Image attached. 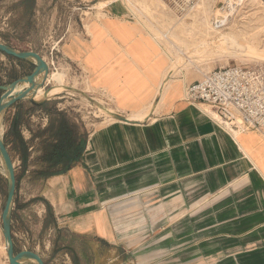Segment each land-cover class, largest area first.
I'll return each instance as SVG.
<instances>
[{
	"label": "crops",
	"instance_id": "crops-1",
	"mask_svg": "<svg viewBox=\"0 0 264 264\" xmlns=\"http://www.w3.org/2000/svg\"><path fill=\"white\" fill-rule=\"evenodd\" d=\"M91 14L82 38L57 43L82 64L86 90L129 121L91 130L55 110L84 149L65 172L26 169L35 183L23 210L51 237L52 264H264V133L219 126L184 99V79L162 93L172 56L160 22L169 11L156 21L113 1ZM33 106L21 136L29 159L45 165L50 114Z\"/></svg>",
	"mask_w": 264,
	"mask_h": 264
},
{
	"label": "rangeland",
	"instance_id": "rangeland-1",
	"mask_svg": "<svg viewBox=\"0 0 264 264\" xmlns=\"http://www.w3.org/2000/svg\"><path fill=\"white\" fill-rule=\"evenodd\" d=\"M113 1H123L134 12L137 13L140 9L156 21L160 17H155L154 13H159L160 9L171 13L169 22L159 21L163 23L164 35H158L165 40L166 51L172 56L171 66L181 52L192 54L186 63H178L179 67L172 74V79H184L186 87L193 81L203 79L208 72L219 67L264 64V61L213 50L199 53L201 48L205 47L203 43L205 40L211 42L212 38H218L227 32L235 34L244 42L254 43L264 49V0H197L190 5H184L177 0L180 5L182 4V8L176 5L175 0H0V42L21 52L35 51L44 58L49 66L48 81L42 82L44 88L52 89L57 75L62 74L67 85L81 91L77 93L65 90L59 95L37 100L46 103L50 114L48 119L51 123L57 118L55 115L57 107L66 110L76 122L82 124L84 119L89 121L91 130L98 128L104 119L115 117L99 111L100 105L114 108L105 97L92 89L86 90L88 78L82 64L68 60L58 44L59 39L66 42L74 38H82L83 23L87 24L92 17L91 12L98 11ZM22 60L23 62L20 63L0 51V85H9L34 70L33 59ZM22 87L24 85L20 86ZM2 93L3 90L0 89V97ZM30 97L24 99L21 105L23 109L29 107ZM13 117V110H7L0 116L3 136ZM10 139H13V136ZM80 144L84 145L82 141ZM7 147L17 175V189L12 209L15 252L23 250L40 252L42 258L48 264H52V246H49L51 237L48 236V232L37 228L33 219L29 220L23 211L29 209L26 201L32 192L30 187L35 183L32 172L25 170L46 166L29 157L24 165L23 146L19 141L9 143ZM5 170L8 172L0 153V264H10L8 253L4 249L2 218L9 187V173L6 174ZM47 220L51 222V217L48 216ZM21 264H37V262L25 258Z\"/></svg>",
	"mask_w": 264,
	"mask_h": 264
},
{
	"label": "built area",
	"instance_id": "built-area-1",
	"mask_svg": "<svg viewBox=\"0 0 264 264\" xmlns=\"http://www.w3.org/2000/svg\"><path fill=\"white\" fill-rule=\"evenodd\" d=\"M179 1L190 5L197 0ZM183 97L191 104L203 105L210 118L230 133H264V64L213 69L190 83Z\"/></svg>",
	"mask_w": 264,
	"mask_h": 264
},
{
	"label": "water",
	"instance_id": "water-1",
	"mask_svg": "<svg viewBox=\"0 0 264 264\" xmlns=\"http://www.w3.org/2000/svg\"><path fill=\"white\" fill-rule=\"evenodd\" d=\"M0 51L5 53L6 55L16 57L19 59H27L31 57H36L39 63H34V70L27 75L26 77L17 79L13 81L9 85H0V89L3 90V93L0 97V116L12 107L15 103L22 101L29 97V93L35 88V77L39 75L42 70H45L46 75L49 74V66L44 58L37 52L29 50V51H18L5 43L0 42ZM47 76L44 77V81H46ZM23 81L29 82L31 85L27 87L25 90L13 93L16 89L17 85ZM43 85V84H42ZM30 101L33 105H42L44 101H37L30 97ZM113 116L124 120L129 121L127 117L122 116L119 113H114ZM0 153L3 156L6 167L9 172L8 176V194L2 214L3 218V233L5 237V242L8 245V258L10 264H21L20 259L24 256H29L37 261L38 264H45L44 259L37 252L30 250H23L18 253L15 252V245L13 239V231H12V209L14 204L15 193L17 189V175L15 170V165L10 154V151L5 143L3 134L0 135Z\"/></svg>",
	"mask_w": 264,
	"mask_h": 264
},
{
	"label": "bare ground",
	"instance_id": "bare-ground-1",
	"mask_svg": "<svg viewBox=\"0 0 264 264\" xmlns=\"http://www.w3.org/2000/svg\"><path fill=\"white\" fill-rule=\"evenodd\" d=\"M175 2H176V5H179V2L177 0H175ZM212 39L213 40L211 42L209 40H207V41L205 40V42H203L205 47L201 48V50H200L201 52H199V51L198 52L199 53H206L209 50H213L216 52L227 53V54H231V55L238 56V57H247L250 59L264 61V49L257 47L254 43L244 42V41L240 40L239 37L233 33L227 32L226 34H221L220 36H218V38H212ZM200 47H201V45H200ZM188 53H185V52L182 53L181 52V54H179L176 57L175 62L172 64L171 69L169 70V72L167 74V77L165 76V80L163 81V83H161L162 84V86H161L162 93L167 91L168 86L171 84L172 74L179 67L177 64L178 63H186L189 60L188 58L191 57L192 54H188ZM31 59H33V61L35 63H39V61L37 60L36 57H31ZM46 76H47V79H46V81H47L49 74L46 75L45 70H42L39 73V75H37L35 77V88L29 93V96H31L33 99L38 100V99H41L44 97L45 98L51 97V96L60 94L65 90H68L71 92L81 93V91H78V89L76 87L67 85L64 82V78H63L62 74L57 75L56 83L52 89L45 90V88L43 89L42 82L44 81V77H46ZM23 85H24V87L20 88V86H23ZM30 85L31 84L29 82L23 81L17 85V87L13 91V93L25 90ZM85 96L88 98L87 94ZM99 109H100L99 110L100 112L102 111V113L111 115V117L114 113H117V112L113 111L112 109H107V108L103 107L102 105L99 106ZM146 115H147V113H143L140 116H133V117H137L138 119H144V117H146ZM147 116H149V115H147ZM0 135H2L1 127H0ZM235 135H238V133H235ZM5 172H6V174L9 173V172H7V170H5ZM4 249L6 251L8 250V245L6 242L4 244ZM25 258L33 259L29 256H24L19 260L20 263ZM33 260L36 261L35 259H33Z\"/></svg>",
	"mask_w": 264,
	"mask_h": 264
},
{
	"label": "trees",
	"instance_id": "trees-1",
	"mask_svg": "<svg viewBox=\"0 0 264 264\" xmlns=\"http://www.w3.org/2000/svg\"><path fill=\"white\" fill-rule=\"evenodd\" d=\"M12 58L18 60L20 63L23 62L22 59L16 57ZM33 107H43L44 109H47L46 103H43L42 105H34ZM24 115L25 111L22 108L16 112L10 126L4 134V140L7 146L9 143H16V141H19L20 144H22L23 164L25 165L28 159V145L22 138L20 131V126L24 121ZM56 117L57 118L49 126L51 139L49 138L50 140L45 144L43 162L45 163L47 170L61 173L68 170L78 160L84 149V145H75V135L71 125L65 117V114L60 112L56 114ZM12 136L13 139H10ZM54 140H57V143H54Z\"/></svg>",
	"mask_w": 264,
	"mask_h": 264
}]
</instances>
